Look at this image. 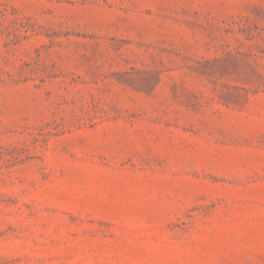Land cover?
Returning a JSON list of instances; mask_svg holds the SVG:
<instances>
[{
	"label": "rangeland",
	"instance_id": "374dc122",
	"mask_svg": "<svg viewBox=\"0 0 264 264\" xmlns=\"http://www.w3.org/2000/svg\"><path fill=\"white\" fill-rule=\"evenodd\" d=\"M0 264H264V0H0Z\"/></svg>",
	"mask_w": 264,
	"mask_h": 264
}]
</instances>
